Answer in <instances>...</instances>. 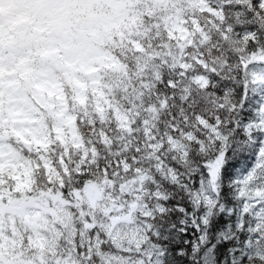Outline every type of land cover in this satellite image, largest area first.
I'll list each match as a JSON object with an SVG mask.
<instances>
[{
    "label": "snow or ice",
    "instance_id": "6c2138e0",
    "mask_svg": "<svg viewBox=\"0 0 264 264\" xmlns=\"http://www.w3.org/2000/svg\"><path fill=\"white\" fill-rule=\"evenodd\" d=\"M0 264H264V0H0Z\"/></svg>",
    "mask_w": 264,
    "mask_h": 264
}]
</instances>
